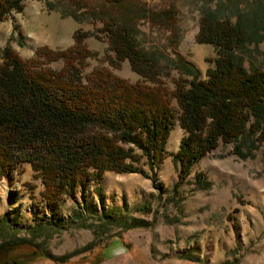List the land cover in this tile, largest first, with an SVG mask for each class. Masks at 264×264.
Returning a JSON list of instances; mask_svg holds the SVG:
<instances>
[{
  "label": "rangeland",
  "instance_id": "1",
  "mask_svg": "<svg viewBox=\"0 0 264 264\" xmlns=\"http://www.w3.org/2000/svg\"><path fill=\"white\" fill-rule=\"evenodd\" d=\"M21 5L0 21V49L8 45L22 59L42 45L64 48L75 30H88L94 34L84 37L89 54L83 74L106 69L128 82L149 83L127 59L112 63L97 30L99 18L110 13L131 23L138 46L156 59V77L170 96L177 57L203 78L216 54L212 44L194 39L206 14L239 22L247 37L236 53L247 68L264 69V0H123L116 5L23 0ZM61 64L60 59L47 63ZM170 104L175 110L173 98ZM181 133L173 118L166 151L177 148ZM235 142L218 139L182 179L170 153L151 166L142 155L135 162L144 174L103 170L97 182L89 178L84 187L77 186L74 199L61 194L53 209L43 203L42 184L29 163H20L10 182L0 178V264H264V140L247 156L233 152ZM114 234L124 250L105 257L103 246Z\"/></svg>",
  "mask_w": 264,
  "mask_h": 264
},
{
  "label": "trees",
  "instance_id": "2",
  "mask_svg": "<svg viewBox=\"0 0 264 264\" xmlns=\"http://www.w3.org/2000/svg\"><path fill=\"white\" fill-rule=\"evenodd\" d=\"M22 1L0 0V21L9 11H20ZM104 1L116 5L123 0ZM99 21L97 30L113 55L112 63L127 59L131 70L150 82H128L106 69L83 74L89 54L84 37L93 33L88 30H75L72 43L64 48L39 46L27 59L3 46L0 178L10 182L12 171L28 162L42 184L43 203L53 209L61 194L74 199L77 186L84 187L89 178L97 182L103 170L144 174L135 162L142 155L151 166L170 153L182 179L218 139L236 141L232 150L240 156L251 154L264 140V69L247 68L236 53L247 37L239 22L200 17L194 39L212 44L216 54L203 78L177 57L178 74L169 96L156 77V59L138 46L131 23L110 13ZM59 59L58 68L47 65ZM173 118L182 133L177 148L168 152L164 144ZM93 188L100 192L99 185Z\"/></svg>",
  "mask_w": 264,
  "mask_h": 264
},
{
  "label": "water",
  "instance_id": "3",
  "mask_svg": "<svg viewBox=\"0 0 264 264\" xmlns=\"http://www.w3.org/2000/svg\"><path fill=\"white\" fill-rule=\"evenodd\" d=\"M117 246H120L118 249L116 248ZM124 250V247L120 245V241L118 239V235L114 234L112 237V240L107 243L105 246H103L102 252L103 255L109 256L112 255L115 252L122 251Z\"/></svg>",
  "mask_w": 264,
  "mask_h": 264
}]
</instances>
